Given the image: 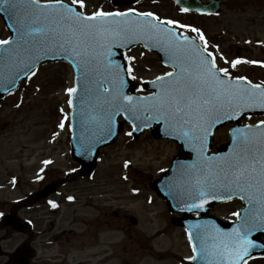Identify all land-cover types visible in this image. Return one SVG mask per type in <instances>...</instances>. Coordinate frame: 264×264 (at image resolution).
Here are the masks:
<instances>
[{
	"label": "rangeland",
	"instance_id": "rangeland-1",
	"mask_svg": "<svg viewBox=\"0 0 264 264\" xmlns=\"http://www.w3.org/2000/svg\"><path fill=\"white\" fill-rule=\"evenodd\" d=\"M86 4L81 10L87 13L98 8H135L153 12L161 20L174 19L199 28L218 65L230 70L221 55L229 61L236 56L255 59L260 65L264 61V0H223L220 12L211 15L182 12L173 0L117 6L112 0H86ZM180 30L197 36L188 29ZM8 37L0 18V40ZM128 56L136 57L132 64L139 91L141 82L170 70L155 53L143 48L133 49ZM235 72L249 75L254 82L264 81V68L258 65L244 63ZM72 80L69 65L49 63L18 92L0 100V264H22V258L29 264H182V257L192 256L186 234L170 223L166 204L150 187L177 154V144L155 139L148 131L133 139L128 135L132 127L127 125L117 142L103 149L92 177L71 179L78 164L69 152L68 119L63 129L59 123L65 115L69 117L66 89L73 86ZM229 128L224 126L217 132V147L228 141ZM44 168L48 172L43 181ZM67 173L71 174L66 185L52 197L62 199L61 214L49 215L46 205L36 202L34 195ZM70 195L75 196L73 201L65 199ZM28 196L34 202L26 208L19 201ZM150 200L153 202L148 203ZM238 206V202L220 205L213 213L233 216ZM8 213L14 219L11 224L5 220ZM132 217L138 220L137 225L132 224ZM24 219L33 223L34 241L30 243L25 241L28 234L20 230ZM249 264H264V259Z\"/></svg>",
	"mask_w": 264,
	"mask_h": 264
},
{
	"label": "snow or ice",
	"instance_id": "snow-or-ice-1",
	"mask_svg": "<svg viewBox=\"0 0 264 264\" xmlns=\"http://www.w3.org/2000/svg\"><path fill=\"white\" fill-rule=\"evenodd\" d=\"M0 5V10L9 13L10 18L18 15L22 8L26 10L23 19L16 21L20 25L16 29V41L0 40V45H15L5 48L4 55L18 69L16 75L19 71H23L27 79L37 75L35 61L38 57H20L19 53L20 50L27 51L29 45L37 46L39 37V45L43 48L64 51L72 56L85 80L80 97L82 103L86 102L85 97L91 91L87 83L89 74L103 75V81H97L95 88L104 113L99 125L102 131L113 134V126L121 112L140 119L141 111H152L158 119L169 124L174 135L197 152L202 163L196 169L192 199L198 202L186 204L188 211L204 208L210 199L231 200L238 195L241 200L248 201L249 210L244 212L243 217L240 212L233 213L240 223L231 231L225 232L214 224L197 225L201 230L195 237L199 246L189 232L195 255L188 258L199 260L201 264H248L252 259L251 251L264 247V244L250 238L253 232L264 235V120L232 131L235 140L229 156H207L205 152L211 130L216 125L240 119L248 109H264V84H252L239 75L233 78L229 67L218 65L216 54L209 51L208 41L199 28L174 19L161 20L153 12L137 11L135 8L126 11L98 8L89 14L80 11L87 8L86 0H71L70 5L64 0H48L43 5L40 0H0ZM180 11L186 13L189 8L182 7ZM41 17L45 21L51 20V24L47 28L33 27ZM175 28L196 33L200 43L174 31ZM134 40L144 41L145 47L149 44L158 47L168 55L167 66L172 70L145 82L158 88L151 95L133 96L124 92L129 78L131 81L138 79L132 64L136 57H124L126 64L113 59L117 55L114 48L126 47ZM220 59L225 65L230 64L231 69L243 63H258L242 59L229 61L223 55ZM80 81L81 77H77L76 86L66 89L67 104L74 112V100L82 87ZM6 83H14V80L8 79ZM104 83L109 87H103ZM140 90L143 91V88ZM67 119L65 115L59 128L65 127ZM85 150L89 149L85 147ZM49 203L54 208L57 206L54 202Z\"/></svg>",
	"mask_w": 264,
	"mask_h": 264
},
{
	"label": "water",
	"instance_id": "water-1",
	"mask_svg": "<svg viewBox=\"0 0 264 264\" xmlns=\"http://www.w3.org/2000/svg\"><path fill=\"white\" fill-rule=\"evenodd\" d=\"M137 0H120L122 4L130 3ZM177 2V0H176ZM178 3V2H177ZM180 6L188 7L191 10L202 11V12H216L220 8L221 2L218 0H210L207 3H202L201 0H179L178 3ZM43 5V4H42ZM2 7V5H0ZM47 11V10H45ZM0 14L4 16L5 23L8 29L13 34V42L17 39V31L16 29L20 27L19 23H17V19H23L24 15L26 14V10L22 8L18 15H12L10 18V14L0 10ZM51 24V20L45 21L42 17L38 20L33 27H45L47 28L48 25ZM169 27V26H167ZM171 28V27H169ZM174 31H176L174 29ZM177 32V31H176ZM38 38V37H37ZM40 38L37 39V43L39 42ZM144 45L145 42L142 40H134L131 44L127 45L123 48H114L113 50L117 53L113 59L118 60L122 64H126V60L124 59V52L131 49L136 45ZM147 48L157 51L161 56L165 63H168V55L162 51L158 47H152L151 44ZM36 48L29 45L28 50H20V57L31 56L33 58L38 57L36 53ZM121 53L123 55H121ZM47 58L42 60L41 62L46 63L48 61L53 60H60L64 59L67 60L72 64L74 69L76 70V84H77V77H81V89L78 90L76 98L74 100L75 103V112L73 110V124H72V131H73V138H72V155L73 157L81 163V170L83 173L92 174L97 166L98 158H99V151L103 146L112 144L115 142L119 132L121 131V127L123 123H119L116 118V122L113 126L111 135H108L106 132L102 131L99 125L102 123L104 118V113L99 106V102L97 100V94L95 92L96 82L103 81V75L101 73H90L89 80L87 81L88 87L91 89L89 95L85 97L84 103L81 102V95H83V85L85 83L84 78L81 76V72L77 70L75 66V62L72 56L69 53L59 50H52V53L46 54ZM40 62L39 59L35 61V69L36 65ZM18 69L13 67V61L6 58L4 53H0V97H3L6 93L11 90H14L18 87V84L22 79L26 77L23 71H19L18 75H16ZM14 76V77H13ZM8 79H13L14 83H6ZM146 89L152 90L154 92L158 91V88L153 83H145L143 85ZM103 87H109L107 83L103 84ZM124 92L127 95L133 96H142L138 95L134 91L133 82L129 78V83L127 87L124 88ZM124 115L125 120L130 122L134 127V135L138 137L145 129L149 128L153 132H155L157 138L161 137H169L176 139L182 146L179 156L175 158L173 161L172 167L162 176L161 179L152 183V187L156 189L160 196L165 198L168 201L169 207L172 212H183V213H202V217L198 219H191L189 216L183 218L174 219L176 224H180L188 228V231L193 234L194 240L199 246V240H196L195 237L200 229H198L197 225H216L221 230L228 232L231 231L233 228L237 227L240 223V220L236 223H225L218 220L215 217L209 216V211L212 209L216 203L224 202L229 200H209V203L204 206L202 209H195L193 211H188L186 209V204H191L194 201L192 199V186L194 182V178L196 175V169H199L201 166V161L197 157V152L193 150L184 140L179 139L176 135L172 133V129L163 119H158L154 112L152 111H141L140 119H133L128 114L121 112ZM120 114V115H121ZM247 114H264V109L254 108L246 110L244 115ZM119 115V116H120ZM243 115V116H244ZM147 118V119H145ZM241 119V118H240ZM240 119L236 120H226L222 121V123L216 125L211 131L212 135L208 138L207 143V150L205 155L207 156H216V157H227L229 156L234 148V140L230 144L224 145L218 154L215 155H208V151L210 146L213 144V134L214 131L222 125L227 124L229 121L232 122H240ZM238 128V127H235ZM234 128V129H235ZM243 128V127H239ZM233 129V130H234ZM232 130V131H233ZM232 133V132H231ZM85 147L89 150L86 151ZM193 154V158L190 160L189 154ZM195 165V168L191 166ZM56 188V185H52L48 193H51ZM240 199L239 196H234L232 199ZM231 199V200H232ZM245 206L242 208L241 217H243L244 212L249 210V204L247 200H243ZM257 236L259 239L257 240ZM262 236L258 232H253L250 238L256 240L257 243L264 244L262 241ZM264 254V247L255 248L251 251V256L254 255H263ZM190 264H201L199 260L193 261Z\"/></svg>",
	"mask_w": 264,
	"mask_h": 264
},
{
	"label": "flooded vegetation",
	"instance_id": "flooded-vegetation-1",
	"mask_svg": "<svg viewBox=\"0 0 264 264\" xmlns=\"http://www.w3.org/2000/svg\"><path fill=\"white\" fill-rule=\"evenodd\" d=\"M46 211H47V214H49V215H56L57 213H58V210H54V209H45ZM92 224H94L93 222H92ZM63 233H64V231H63ZM92 239H93V236H92Z\"/></svg>",
	"mask_w": 264,
	"mask_h": 264
}]
</instances>
